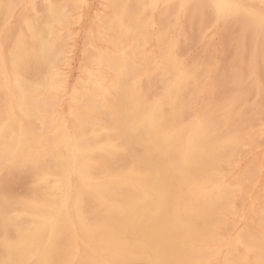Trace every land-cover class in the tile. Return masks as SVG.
Wrapping results in <instances>:
<instances>
[{
    "label": "bare ground",
    "instance_id": "obj_1",
    "mask_svg": "<svg viewBox=\"0 0 264 264\" xmlns=\"http://www.w3.org/2000/svg\"><path fill=\"white\" fill-rule=\"evenodd\" d=\"M55 1H42L45 3L42 11L38 13L33 9L32 17L25 20L23 29L20 27L22 32L20 31L16 45L14 42L13 49L10 47L12 52L7 57V67L11 68V72L7 73L0 64V102L7 106L4 110L0 109V165L8 163L13 168L29 173V176L31 174V182L34 183L32 190L22 200H14V203L12 200L11 207L7 205L9 209L5 208L7 210L4 213L5 230L0 240V264H22L32 260V255V264H264V126L249 127L252 123L250 118L249 123L238 122L242 120V116L238 114L236 119H231L233 110L229 109L231 114L226 112V105L225 110L223 109L225 112H210L201 120L202 123L191 122L189 127H184L181 124L183 118H179L182 114H179L185 89L195 82V74H192L193 70L187 71L189 67L184 68V65V69L180 71L181 66L177 63L179 56L176 58V54H173L176 45L172 47L171 41L166 40L165 33L157 35V51L153 46L149 51L154 52L151 60L154 64L157 63L159 73L173 76L178 74L176 86H173L172 92L159 104L163 105L162 110L167 107L171 115L166 116L161 109L143 106L144 101L141 104L138 92L142 88L137 86L136 81L139 79L136 78L148 69L145 67L150 64L148 58H151L144 54L145 51L143 53V48L149 44V37L145 33L146 17L144 18V14L148 12L143 14V8L149 3L161 0L75 2L76 10L88 3L102 7L106 13L101 17L92 14L96 16L94 27L85 35L86 50L90 54L89 62L83 64V59L80 60L77 65L79 71L75 70V79L64 82L68 78H65L64 73L72 59L69 57L71 52L66 50L69 37L65 32L73 19L70 14L73 11L67 9L66 1L63 0L66 4L62 0ZM258 1L264 9V0ZM17 2L18 0H0V26L14 18L12 16ZM70 2L72 3L71 0ZM209 2L212 5L238 6L232 0ZM239 8H224L222 12L224 14L232 11L237 16L243 11ZM84 17H88V14ZM248 18L251 17H247L245 21ZM252 19V26L264 30V15L259 14ZM244 26L246 25L243 22V28ZM155 28L158 30V26ZM185 39L186 37L184 41ZM257 46L260 48V45ZM262 46L264 45L261 43ZM231 67L230 69L233 68ZM254 71L256 72L255 69ZM68 74L71 75V72ZM242 75H239L240 78ZM33 76H38V80L32 81ZM149 77L150 75L148 80ZM241 84L243 87V82ZM166 85L168 86L164 82V86ZM197 88L195 90H199ZM188 95L186 96L190 98ZM233 99L228 104L229 107L244 103V98L243 101L240 98ZM150 103L154 105L153 102H149V105ZM223 106L221 107L224 108ZM246 110L248 109L243 111ZM103 118H109L106 125L110 124V132L104 126ZM186 118L187 116L184 119ZM179 126L181 128L178 132ZM247 147L249 150H244ZM260 147L261 150H258ZM255 150L257 153L254 157L251 156V161L248 160L251 157L244 158ZM107 171L112 173L107 181H102L99 176ZM172 174L176 179L169 181ZM230 180L237 182L236 189L229 183ZM104 192L110 196L109 199H102L96 206L90 204L92 206L88 209L90 199ZM113 200L115 203H111ZM97 208L108 218L103 219L101 216L102 219L99 217L101 220H97L99 218L94 217ZM250 231H254L256 235H250Z\"/></svg>",
    "mask_w": 264,
    "mask_h": 264
},
{
    "label": "rangeland",
    "instance_id": "obj_2",
    "mask_svg": "<svg viewBox=\"0 0 264 264\" xmlns=\"http://www.w3.org/2000/svg\"><path fill=\"white\" fill-rule=\"evenodd\" d=\"M37 1V2H36ZM42 1H44L45 2V0H18V4H17V6H16V11H14V13H17L18 15H14V13H13V16L12 17H14V18H11L9 21H10V23H9V21L8 22H6V23H4V24H1L2 26H0V36H1V38H0V64L1 65H3L4 66V70L7 72V73H10L11 72V68L8 66L7 67V65H9V58H7L8 56H10V54H11V52H12V50L11 49H13V47L16 45V42H17V40H18V38H19V35H20V33L22 32V29H23V26H24V22H25V20H27L28 19V17H29V19L32 17L31 15L33 14L32 13V11H33V9H35V11H37L38 13L39 12H41L42 11V9H43V5L45 4H43V2ZM47 1V0H46ZM51 2H54L55 0H50ZM61 0H56L55 2H60ZM64 1H66L68 4L66 5L67 6V9L68 8H70V10L69 11H73V13L72 12H70V14L71 15H73L72 16V21H71V24H70V26H68L67 28H66V32H65V34H67L66 36H68L69 38H68V48L66 49V50H69L71 53H72V55H71V53H70V55H69V57H70V59L72 60V62H71V60L69 61V68L65 71V73H67V75L64 73V76H65V78L66 77H68V78H66L65 80H64V82L65 81H69V82H71L72 80H74L75 79V77H76V74H77V72L79 71V66H77V65H79L80 64V60H82L83 61V64H86L87 62H89V57H90V54H89V52L86 50L87 49V47H86V40H85V38H86V36L88 35V33L90 32V30L94 27V20H95V17L96 16H93V15H96V14H98V16H100L101 17V15L102 14H105L106 13V11L102 8V7H97V6H95V5H91V4H86V3H84L80 8H78L77 10L75 9V7H76V4L77 3H80L82 0H71L72 1V3L70 2V0H64ZM63 0H62V2L64 3V4H66L65 2H64ZM233 2H235V3H237V5L241 8H239L240 9V11H242L241 12V14H237V16L232 12V11H228V12H230V13H228V12H224V14L225 15H227V16H225L224 14L223 15H221V16H217V10L214 8V7H212V4L209 2V0H161V1H159V2H154V3H149V4H147V5H145V7L143 8V14L144 13H146V12H148V13H146V14H144V18H145V22H146V31H145V33H146V35H147V37H149V44L147 45V46H145L144 48H143V53H144V51H145V55L147 56V57H151V58H148L149 60H150V64L148 63V65L145 67V69L148 67V69H146V70H144V72L143 73H141V75H139V77H137L136 78V80H138V81H136V84H137V86L139 87V89H141L138 93H140V94H138L139 95V99H141L142 101H140L141 102V104H142V102L144 101L145 103L144 104H142L143 106H151V107H154V109H157V110H160L162 107H163V105L161 106V105H159L160 103H161V100L163 99H165V97H167L171 92H172V90L174 89V87L176 86V82H178L177 80H178V74H177V76H173L172 74H161V73H159L160 71H159V68H158V66H157V63H153V58H152V56H153V53L154 52H150L149 51V48L151 47V46H153L154 47V50L155 51H157L156 50V48H157V43L156 42H158L157 41V38H158V36L159 35H161V34H163V33H165L166 35H165V37L167 38L166 40L169 42V41H171V45H172V47H174L175 45V48H173V54L175 55L176 54V58H177V63H179L180 64V66H181V69H180V71L182 70V69H184V68H186V67H189V68H187L186 70L187 71H189V72H192V70H193V72H192V74H195V75H193V76H195V78L193 77V81H195V82H193L192 83V86H190V87H188L187 89H185L186 91H185V93H184V98H183V105H182V107H181V111H180V114L179 115H184V116H180L179 118L182 120V118H183V120H182V125L184 126V127H189L190 125H191V122H192V124H196V123H202V121L204 120V118H205V116L208 114V113H213V112H218V111H220V110H222L223 112H228V113H230V111H232L230 114V116H231V119H236V117H237V114L238 115H240V116H242V120H239L238 122H247L248 121V123H249V120L251 119H253L252 121L250 120V122H252V123H250V125L251 126H249V127H253V128H255V127H257V126H259V127H263L264 126V90H263V88H264V61H261V60H264V46H262L261 47V43H262V45H264V30L262 29V28H260V27H258V29H257V26H252V24L250 23V21L252 20L253 21V19L252 18H254V16H256V15H264V9H263V5L261 4V3H259V1L258 0H250V1H248V0H232ZM248 3H247V2ZM251 1H252V3H251ZM73 2H74V4H73ZM75 2H76V4H75ZM176 2V3H175ZM250 2V3H249ZM24 3V4H23ZM29 4V5H27V4ZM248 5H247V4ZM21 4H22V6H21ZM26 4V5H25ZM39 4H41V5H39ZM69 4H72V5H69ZM249 4H251V5H249ZM254 4H255V6H254ZM33 5H35L36 6V8H37V10H36V8H35V6H33ZM89 5V6H88ZM159 5V6H158ZM261 7H259V6ZM21 6V8H19ZM24 6V7H23ZM40 6V7H39ZM174 6V7H173ZM251 6H252V8H251ZM257 6V7H256ZM26 7V8H25ZM30 7V8H29ZM42 7V8H41ZM72 7L74 8V9H72ZM84 7V8H83ZM88 7H90L89 9H88ZM92 7V8H91ZM159 7V8H158ZM172 7V8H171ZM189 7V8H188ZM199 7V8H198ZM249 7V8H248ZM258 8V9H256V8ZM19 8V9H18ZM31 9V11L29 10V9ZM83 8V9H82ZM100 8V9H99ZM156 8H157V10H156ZM169 8H170V10H172V11H170L169 10ZM247 10H245V9ZM21 9V10H20ZM87 11H86V10ZM162 9V10H161ZM248 9H250V10H248ZM262 9V10H261ZM17 10H18V12H17ZM23 10V12H19V11H22ZM82 10V11H81ZM91 10V11H90ZM95 10V11H94ZM146 10V11H145ZM189 10V11H188ZM253 10V11H252ZM27 11V12H26ZM209 11V12H208ZM26 14H25V13ZM188 12H189V14H188ZM248 13V14H246V13ZM250 12H252V13H250ZM85 13H86V15H85ZM91 13V14H90ZM161 13V14H160ZM172 13V14H171ZM207 13V14H206ZM232 13V14H231ZM253 13H254V15H253ZM262 13V14H261ZM21 14V15H20ZM30 14V15H29ZM87 14H88V17H84V16H87ZM93 14V15H92ZM156 14V15H155ZM20 15V16H19ZM26 17H25V16ZM75 15V16H74ZM82 15V16H81ZM146 15V16H145ZM164 15V16H163ZM188 15V16H187ZM209 15V16H208ZM229 15V16H228ZM24 16V17H23ZM91 16V17H90ZM240 16H242V17H240ZM245 18H244V17ZM17 17H18V19H17ZM90 17V18H89ZM148 17V18H147ZM163 18V19H159V18ZM167 17V18H166ZM185 17V18H184ZM188 17V18H187ZM198 17V18H197ZM212 17V19H210ZM224 17V18H223ZM227 17V18H226ZM247 17H251V18H248L246 21H248V22H246L245 21V19L247 18ZM25 18V19H24ZM86 18V19H85ZM88 18V19H87ZM196 18V19H195ZM205 18V19H204ZM239 18V19H238ZM20 19H22V20H20ZM75 19V20H74ZM186 19V20H185ZM221 19V20H220ZM226 19V20H225ZM233 19V20H232ZM90 20V21H89ZM92 20V21H91ZM157 20V21H156ZM164 20V21H163ZM173 20V21H172ZM194 20V21H193ZM204 20V21H203ZM209 20H210V22H209ZM15 21V22H14ZM16 21H20V23H18V22H16ZM73 21H75L74 23H72ZM89 21V22H88ZM150 21V22H149ZM162 21V22H161ZM182 23H181V22ZM183 21H185V23H183ZM193 21V22H192ZM208 21V22H207ZM222 21H223V23H222ZM23 22V23H22ZM84 22V23H83ZM91 22V23H90ZM158 22H160V23H158ZM172 22V24H170ZM191 22H192V24H191ZM197 22V23H196ZM217 24H216V23ZM229 22V23H228ZM243 22H244V25H246V26H244L245 28L247 27V24H248V27H247V29H246V32H245V28H243ZM83 23V24H82ZM156 23H157V26H158V30H157V28H155V27H157L156 26ZM174 23H175V26H174ZM187 23V24H186ZM233 24V25H231V24ZM16 24V25H15ZM78 24H80V25H78ZM163 24V25H162ZM202 24H204V25H202ZM218 24H219V26H218ZM220 24H222V25H220ZM7 25V26H6ZM9 25H11V27H12V29H10L9 27ZM12 25H14V26H12ZM21 25V26H20ZM23 25V26H22ZM76 25V26H75ZM149 25V26H148ZM196 25H198V26H196ZM208 25V26H207ZM230 25V26H229ZM5 26V27H4ZM85 26V27H84ZM185 26V27H184ZM190 26V27H189ZM202 26V27H201ZM206 26V27H205ZM224 26L226 27V28H224ZM250 26V27H249ZM5 28V30H9L8 32L7 31H5V30H3L4 28ZM13 27H14V29H13ZM17 27H18V30H16L17 29ZM22 29H21V28ZM163 27V28H162ZM181 27V28H180ZM199 29H198V28ZM239 27V29H237ZM16 28V29H15ZM171 28V29H170ZM259 28H260V31H258L259 30ZM21 29V30H20ZM69 29V30H68ZM78 29H79V31H78ZM155 29V30H154ZM160 29H162V30H160ZM165 29L167 30L166 32H165ZM213 29V30H212ZM222 29V30H221ZM243 29H244V32H242L243 31ZM256 29V30H255ZM69 32H68V31ZM72 30V31H71ZM148 30V31H147ZM150 30V31H149ZM171 31V32H169V31ZM191 30V31H190ZM216 30V31H215ZM224 30H226L225 31V33H224ZM229 30H231V31H229ZM238 30V32H236ZM6 33H11V35L9 34H6ZM21 31V32H20ZM78 33H77V32ZM183 31H184V33H183ZM188 31V32H187ZM197 31V32H196ZM201 31V32H200ZM223 31V32H222ZM250 33H249V32ZM17 32H18V34H17ZM156 34H155V33ZM160 32V33H159ZM169 32V33H168ZM176 32V34H174ZM191 32H192V36H190L191 35ZM231 34H230V33ZM254 32V33H253ZM2 33V34H1ZM73 33V34H72ZM75 33V34H74ZM212 33H214V34H216L215 36H214V34H212ZM229 33V34H228ZM233 33V34H232ZM247 33V34H246ZM16 34V35H15ZM76 34H78V35H76ZM84 34V35H83ZM148 34H149V36H148ZM153 34V35H152ZM155 34V35H154ZM184 34V35H183ZM223 34H225V35H223ZM259 34V35H258ZM4 35H6L5 37H3ZM13 35V36H12ZM76 35V36H75ZM86 35V36H85ZM158 35V36H157ZM178 35H180V36H178ZM189 35V36H188ZM199 35V36H198ZM206 35V36H205ZM222 35V36H221ZM230 35V36H229ZM244 36V38H245V36H246V38L245 39H243V36ZM263 35V36H262ZM17 36V37H16ZM78 36V37H77ZM154 36V37H153ZM184 36V37H183ZM194 36V37H193ZM216 36H217V38H216ZM234 36V37H233ZM237 36V37H236ZM239 36V37H238ZM16 37V38H15ZM75 37H77L76 38V40H75ZM183 37V38H182ZM186 37V39H185V41H184V38ZM187 37H189V38H187ZM192 37V38H191ZM216 38V40H215V38ZM222 37V38H221ZM225 37H226V39H225ZM232 37V38H231ZM254 37V38H253ZM10 38V39H9ZM14 38V39H13ZM72 38V39H71ZM150 38H151V40H150ZM155 38V39H154ZM168 38H169V40H168ZM203 38H204V40H203ZM220 38V39H219ZM230 38V39H229ZM237 38V39H236ZM254 39V41L256 40V39H259L258 41L256 40L255 42L256 43H253L254 41H253V39ZM81 39V40H80ZM82 39H83V41H82ZM183 39V40H182ZM190 39V40H189ZM195 39V40H194ZM199 39V40H198ZM224 39V40H223ZM229 39V40H228ZM243 39V40H242ZM249 39V40H248ZM263 41H262V40ZM10 40V41H9ZM72 40V41H71ZM175 40V41H174ZM182 40V41H181ZM186 40H187V42H186ZM192 40H193V42H195V43H193L192 42ZM197 40V41H196ZM9 41V42H8ZM153 41V42H152ZM156 41V42H155ZM178 41V42H177ZM190 41V42H189ZM217 41V42H216ZM231 41V42H230ZM253 41V42H252ZM7 42V43H6ZM14 42H15V45H14ZM66 42V41H65ZM81 42V43H80ZM83 42H85L84 44H83ZM155 42V43H154ZM181 42H182V44H181ZM201 42H202V44H201ZM218 42H219V44H218ZM238 42V43H237ZM241 42H242V45H241ZM245 43V45H244V43ZM248 42V43H247ZM258 42V43H257ZM10 43V44H9ZM66 43V44H67ZM176 43H178V44H176ZM184 43V44H183ZM198 43V45H196ZM206 43V44H205ZM211 43V44H210ZM215 45H213V44ZM5 44V45H4ZM74 44H75V46H74ZM81 44H83L82 46H81ZM152 44V45H151ZM204 44V45H203ZM210 44V45H209ZM254 44V45H253ZM12 45V46H11ZM71 45H72V47H71ZM85 45V46H84ZM177 45H178V47H177ZM184 45V46H183ZM193 45V46H192ZM203 47H202V46ZM217 45V46H216ZM227 45H228V47H227ZM230 45H231V47H230ZM240 45L242 46V48L240 47ZM257 45H260V48L257 46ZM84 46V47H83ZM188 46H191V47H188ZM197 46H200V48H201V50H199L198 51V49H200L199 47H197ZM237 46V47H236ZM9 47V48H8ZM10 47H11V49H10ZM74 47V48H73ZM77 47V48H76ZM177 47V48H176ZM182 47V49L180 50V48ZM192 47H193V49L194 50H192ZM249 47V48H248ZM253 47H254V49H253ZM256 47V48H255ZM5 48V49H4ZM82 48H83V50H82ZM187 48V49H186ZM218 48V49H217ZM237 48H239V49H237ZM248 48V49H247ZM251 48V49H250ZM261 48H263L262 50V53H261V55H260V49ZM195 49H197V50H195ZM203 49V50H202ZM208 49H210V51L208 50ZM223 49V50H222ZM230 49V50H229ZM257 51H256V50ZM7 50V51H6ZM78 50V51H77ZM175 50V51H174ZM217 50V51H216ZM243 50V51H242ZM252 50V51H251ZM253 50H255V51H253ZM2 51V52H1ZM87 51V52H86ZM191 51V52H190ZM224 51V52H223ZM236 51V52H235ZM240 51V52H239ZM248 51V52H247ZM259 51V53H254V52H258ZM7 52V53H6ZM149 53V54H147V53ZM177 52H178V54H177ZM185 52V53H184ZM205 52V53H204ZM207 52V53H206ZM209 52H214V54L212 53H210L209 54ZM238 52V53H237ZM241 52H243V54L241 53ZM244 52H246V53H244ZM250 52H251V54H250ZM80 55H79V54ZM191 53H193V54H191ZM229 53H234L233 55L232 54H229ZM253 53H254V55H253ZM4 54V55H3ZM85 54L87 55V56H85ZM189 54H191V55H189ZM200 54V55H199ZM208 54H209V58H208ZM217 54V55H216ZM223 54V55H222ZM74 55H76V56H74ZM79 57H78V56ZM188 55V56H187ZM198 55V56H197ZM205 55V56H204ZM211 55H213L212 57H210ZM243 55V56H242ZM250 55V56H249ZM258 57H257V56ZM263 55V57H261ZM181 56H183V57H181ZM186 56V57H185ZM204 56V57H203ZM223 56V57H222ZM227 56V57H226ZM254 56V57H253ZM4 57V58H3ZM85 57V58H84ZM206 57H207V59H206ZM218 57V58H217ZM219 57H220V59H219ZM245 57V58H244ZM257 57V58H256ZM1 58H2V60H1ZM76 58V59H75ZM81 58V59H80ZM86 58H88V59H86ZM187 58V59H186ZM203 58V59H202ZM210 58H212L211 59V61L209 60ZM236 58H237V62H236ZM5 59V60H4ZM152 59V60H151ZM194 59H195V61H194ZM200 59V60H199ZM254 59V60H253ZM255 59H256V62H255ZM258 59V60H257ZM85 60V61H84ZM87 60V61H86ZM148 60V61H149ZM199 60V61H198ZM204 62H203V61ZM213 60V61H212ZM231 62H230V61ZM82 61H81V63H82ZM183 61V62H182ZM194 61V62H193ZM197 61V62H196ZM223 61V62H222ZM235 61V62H234ZM253 61V62H252ZM71 62V63H70ZM77 62V63H76ZM86 62V63H85ZM182 62V63H181ZM184 62H185V64H184ZM196 62V63H195ZM202 62V63H201ZM211 62V63H210ZM255 62V64H253ZM262 62V63H261ZM74 63V64H73ZM208 63H210V64H208ZM213 63V64H212ZM232 63V64H231ZM237 63V64H236ZM75 64H76V66H75ZM152 64H154V65H152ZM188 64H189V66H188ZM191 64V65H190ZM194 64V65H193ZM203 64V65H202ZM205 64V65H204ZM208 64V66H206ZM217 64V65H216ZM229 64H230V66H229ZM241 64V65H240ZM242 64H243V67H242ZM245 64V65H244ZM259 65L258 67H256L257 65ZM261 64H262V66H261ZM152 65V66H151ZM184 65V68L182 67ZM200 65V66H199ZM211 65V66H210ZM219 65V66H218ZM227 65L229 66V67H227ZM233 65V66H232ZM253 65V66H252ZM150 66V67H149ZM191 66H193V67H191ZM199 68H198V67ZM206 66V67H205ZM210 66V67H209ZM216 66V67H215ZM233 68H232V67ZM157 67V68H156ZM202 67V68H201ZM230 67L232 68V69H230ZM238 67V68H237ZM72 68V69H71ZM78 68V69H77ZM192 68V69H191ZM195 68V69H194ZM211 68V69H210ZM234 68H235V70H234ZM237 68V69H236ZM243 68V69H242ZM263 68V70L261 71V69ZM70 69V70H69ZM156 69V70H155ZM197 69V70H196ZM199 69V70H198ZM208 69V70H207ZM222 69V70H221ZM230 69V70H229ZM246 69V70H245ZM248 69V70H247ZM251 71H250V70ZM254 69L256 70V72L254 71ZM74 70V71H73ZM77 72H76V71ZM203 70H205V71H207V72H205V71H203ZM212 70H214V71H212ZM229 72H228V71ZM242 70V71H241ZM155 71H157L158 72V74H157V72H155ZM198 71H200V72H198ZM216 71V72H215ZM223 71H224V73H223ZM239 72V73H237V72ZM71 72V75L70 74H68V73H70ZM196 72V73H195ZM212 72H213V75H212ZM220 72H222V74L220 73ZM252 72V73H251ZM197 73H198V75H197ZM203 73H204V75H203ZM207 73V74H206ZM216 73V74H215ZM249 73V74H248ZM251 73V74H250ZM254 73V74H253ZM257 73V74H256ZM73 74V75H72ZM146 74V75H145ZM201 76H200V75ZM216 76H215V75ZM223 74H224V76H225V78H224V76H223ZM229 74V75H228ZM237 74V75H236ZM243 74V75H242ZM246 74V75H245ZM255 74H256V76H255ZM70 77H69V76ZM150 75V77H149V80L147 79L148 78V76ZM154 75V76H153ZM163 77V79H162V77ZM164 75H165V77H164ZM171 77H170V76ZM212 75V76H211ZM227 75V76H226ZM231 75H233V76H231ZM239 75H242V78H240L241 76H239ZM258 75V76H257ZM73 76V77H72ZM153 76V77H152ZM159 76V77H158ZM221 76V77H220ZM230 76V77H229ZM235 76V77H234ZM252 76H253V78L255 79V81H254V79L252 78ZM37 77V78H36ZM144 77V78H143ZM173 77V78H172ZM198 77V78H197ZM199 77H202V78H199ZM205 77H206V79H205ZM214 77V78H213ZM226 77H228V78H226ZM237 77V78H236ZM246 77V78H245ZM72 78V79H71ZM142 78H143V81H142ZM156 78V79H155ZM170 78V79H169ZM217 79L216 81L215 80H213V79ZM230 78V79H229ZM239 78V79H238ZM259 78V80H257V79ZM69 79V80H68ZM140 79H141V81H140ZM169 79V80H168ZM172 79V80H171ZM196 79V80H195ZM198 79V80H197ZM201 81H200V80ZM203 79V80H202ZM209 79H211V80H209ZM220 79H221V81H222V85H221V81H220ZM230 80V82H229V80ZM237 80V83H236V80ZM244 79V80H243ZM251 79V80H250ZM38 80V76H33L32 77V81H37ZM175 80V81H174ZM208 80V81H207ZM220 82H219V81ZM234 80V81H233ZM253 80V81H252ZM145 81H146V83H145ZM160 81V82H159ZM168 81V82H167ZM200 81V82H199ZM202 81H203V83H202ZM239 81H240V83H239ZM247 81H250V82H248L247 83ZM258 81V82H257ZM150 82V83H149ZM164 82L166 83V84H168V86L166 85V86H164ZM208 82V83H207ZM210 82V83H209ZM233 82H234V84H233ZM243 82V85L245 86L246 84L248 85H246L245 87L243 86V87H241L242 86V83ZM246 82V83H245ZM257 84H256V83ZM149 85H148V84ZM161 83V84H160ZM195 83V84H194ZM197 83V84H196ZM215 85H214V84ZM226 83H228L227 85H226ZM230 83V84H229ZM261 85H259V84ZM139 84V85H138ZM140 84H141V86H140ZM152 84V85H151ZM157 84V85H156ZM198 84H200L199 85V87H198ZM207 86H206V85ZM209 84H211V85H209ZM217 84H219V85H217ZM255 84L257 85V86H255ZM154 85V86H153ZM171 85V87H169ZM195 85V86H194ZM196 85H197V87H196ZM202 85H204V86H202ZM234 87H233V86ZM254 85V86H253ZM149 86V87H148ZM153 86V87H152ZM162 88H161V87ZM174 86V87H173ZM225 86V87H224ZM148 87V88H147ZM165 87V88H164ZM203 87H204V89H203ZM210 87V88H209ZM222 87V88H221ZM242 89V91H241V89ZM249 87V88H248ZM251 87L253 88L252 90H251ZM254 87H257V89L256 88H254ZM149 88H150V91H151V93H149L150 91H149ZM199 89V90H195V89ZM229 90H232V91H229ZM231 88V89H230ZM235 88H237V89H235ZM262 88V89H261ZM155 89V90H154ZM158 89H160V90H158ZM163 91H162V90ZM205 90V92L203 91V90ZM208 89V90H207ZM226 89V90H225ZM239 89V90H238ZM262 91H261V90ZM195 90V91H194ZM218 90H220V91H218ZM236 90H238V92H240V94L236 91ZM251 90V91H250ZM256 90V91H255ZM258 90H260L261 91V93H263V95H261V93H260V91H258ZM145 91V92H144ZM149 91V92H148ZM159 91H161V92H159ZM167 91H168V94H167ZM188 91V92H187ZM193 91V92H192ZM210 91V92H209ZM214 91V92H213ZM228 91V93H226ZM236 91V92H235ZM245 91V92H244ZM246 91H248V92H246ZM258 91V92H257ZM144 92V93H143ZM190 92H192V93H190ZM202 92V93H201ZM207 92V93H206ZM241 92H243V93H241ZM161 93H163V95L161 96ZM187 93V94H186ZM196 93H198V94H196ZM217 95H216V94ZM220 93H222V95H219ZM245 93V94H244ZM255 95H254V94ZM141 94H142V96H141ZM146 96H145V95ZM188 94H190V95H188ZM211 96H210V95ZM213 94V95H212ZM223 94H224V96H223ZM234 94H236V95H234ZM238 94V95H237ZM248 94V95H247ZM144 95V96H143ZM154 96V99L152 100V98H153V96ZM155 95H156V97H155ZM158 95L160 96V97H158ZM186 95H188V96H190V98L189 97H187ZM193 95H194V98H193ZM203 95V96H202ZM206 95V96H205ZM215 95V96H214ZM142 98H141V97ZM192 96V97H191ZM196 96H198V97H196ZM200 96H201V98H200ZM226 96V98L224 99V97ZM236 96V97H235ZM244 96V97H243ZM248 96V97H247ZM249 96H251V97H249ZM252 96L254 97V98H252ZM145 97V98H144ZM164 97V98H163ZM222 97V98H221ZM237 97H239L240 99H242V101H243V98H244V103L240 106V104H237V105H235L236 106V109H235V106H233V107H229V103H230V101L232 100V98H236V99H239V98H237ZM247 97V98H246ZM256 97V98H255ZM144 98V99H143ZM186 98H187V100H186ZM213 98V99H212ZM219 98V99H218ZM184 99H185V101H184ZM190 99V100H189ZM197 99H199L198 101H197ZM201 99V100H200ZM211 99V100H210ZM233 99V100H234ZM260 99V100H259ZM150 100V101H149ZM152 100V101H151ZM162 100V101H163ZM194 100H195V103H194ZM220 100V101H219ZM222 100V101H221ZM192 101H193V104H192ZM196 101H197V103H196ZM199 101H202V102H199ZM205 102V104H204V102ZM216 101V102H215ZM217 101L219 102L218 104H217ZM229 101V102H228ZM246 101V102H245ZM149 102H153V104L154 105H151L152 103H150V105H149ZM185 102V103H184ZM211 104H210V103ZM212 102H213V104H212ZM228 102V103H227ZM257 102L259 103V104H257ZM201 103H203V104H201ZM221 103V104H220ZM227 103V104H226ZM252 103H254V104H252ZM192 104V105H191ZM195 104V105H194ZM209 104V105H208ZM216 104V105H215ZM225 104V105H224ZM257 106H256V105ZM194 105V106H193ZM200 105V106H199ZM204 106V107H202V106ZM215 105V106H214ZM218 105V106H217ZM220 105V106H219ZM224 105V106H223ZM228 106V108H227V106ZM247 105V106H246ZM209 106V107H208ZM215 108H214V107ZM217 106V107H216ZM221 106H223L224 108H222ZM225 106H226V110H225ZM249 106V107H248ZM252 106H254V107H252ZM7 106L5 105L4 106V103H2V102H0V109L1 110H4L5 108H6ZM186 107V108H185ZM189 107V108H188ZM196 107H198V109L196 108ZM200 107V108H199ZM207 107V108H206ZM240 108V110L238 109V108ZM245 107H247V108H245ZM256 107H259V109H261V110H259L258 108H256ZM184 108V109H183ZM189 109V111H188V109ZM210 108L212 109V111H210ZM220 108V109H219ZM244 108V109H243ZM252 108V109H251ZM186 109V110H185ZM225 111H224V110ZM229 109H230V111H229ZM237 109H238V111H237ZM245 109H248V110H246V111H243V110H245ZM255 109V110H254ZM207 110H208V112H207ZM258 110L260 111V112H258ZM161 111H163V114H165L166 116H170L171 115V113L169 112V109L167 108V107H164V109L162 110L161 109ZM193 111H194V113H193ZM197 111V112H196ZM222 111H220L219 113H221ZM237 113H236V112ZM250 111H252V112H250ZM256 111H257V113H258V115H257V113H256ZM189 112V113H188ZM192 112V113H191ZM199 112V113H198ZM205 113L204 115H203V113ZM222 112V113H223ZM263 112V113H262ZM166 113H168V114H166ZM184 113V114H183ZM197 113V114H196ZM200 113H202V115H200ZM234 113V114H233ZM245 113V114H244ZM254 113V114H253ZM250 114V115H249ZM190 115V116H189ZM252 115H257V116H252ZM261 115V116H260ZM185 116H187V118L186 119H184L185 118ZM199 116V117H198ZM234 116V117H233ZM247 116V117H246ZM250 116V117H249ZM188 117H191V118H188ZM196 117V118H195ZM233 117V118H232ZM200 118V119H199ZM250 118V119H249ZM262 118V119H261ZM104 119V122L102 121ZM101 121L103 122V124H104V126L108 129V132H110L111 130V128H110V124H107L106 125V123H108L109 122V118L107 119V118H103ZM244 119V120H243ZM254 119H256V120H254ZM188 120V121H187ZM202 120V121H201ZM258 120V121H257ZM259 121H260V123H259ZM257 123V124H256ZM259 124V125H258ZM257 125V126H256ZM255 126V127H254ZM24 127H27V124H24ZM181 128V126H179V128H178V132L180 131L179 129ZM262 130L264 131V127L262 128ZM244 150H249V147H247V148H245ZM258 150H261V147L258 149ZM255 153H257V150H255L254 152H252V153H249V154H247V155H245L244 156V158H250L251 156L252 157H254V154ZM252 157L250 158V159H248L249 161H251V159H252ZM127 159V158H126ZM128 160H130V159H128ZM13 172V174H11ZM112 173V171H107V173H104V174H101L100 176H99V178H101L102 179V181H107V179H108V177H109V175ZM23 176H22V175ZM24 174H25V177H24ZM27 174H28V176H27ZM10 175H12V176H10ZM19 175H21V176H19ZM173 175V176H172ZM169 178V181H173V179L175 180L176 179V177L174 176V174H172ZM15 177V178H14ZM30 177V178H29ZM19 178V179H18ZM26 178H29V179H26ZM21 179V180H20ZM24 180V181H23ZM18 181V182H17ZM31 181H33V180H31V174H30V176H29V173H27V172H24V171H20L18 168H13V166H11V165H9L8 163H1V165H0V188L2 189H0L1 190V192H0V240L2 239V237H3V233H4V230H5V226H4V213L6 212V210L7 209H5V208H8V206H9V208L11 207L10 205H12V200H13V203L15 202L14 200H16V201H18V200H22L23 198H24V195H27L31 190H32V187H33V185H34V183L33 182H31ZM233 181H234V183H233ZM29 182V183H28ZM9 183V184H8ZM24 183H26V184H24ZM229 183L231 184V185H233V187H235V183H237L235 180H230L229 181ZM29 184V185H28ZM3 185V186H2ZM13 185V186H12ZM18 186V187H17ZM24 186V187H23ZM3 187V188H2ZM26 187H28V188H26ZM12 188V189H11ZM20 188V189H19ZM23 188V189H22ZM28 189V190H27ZM235 189H236V187H235ZM9 190V191H8ZM21 190V191H20ZM22 190H23V192H22ZM17 191V192H16ZM24 191H26V192H24ZM28 191V192H27ZM10 193V194H9ZM18 193V195H16ZM23 193H26V194H23ZM23 194V195H22ZM107 193L106 192H104V193H100L99 194V196H95L94 198H92V199H90V203L89 204H87V208L89 207V206H96V205H98V203L103 199V200H108L109 199V195H106ZM21 196V197H20ZM11 201V202H10ZM93 201V202H92ZM8 202H10V204L8 203ZM92 202V203H91ZM111 203H115V200H113ZM90 204H92V205H90ZM8 205V206H7ZM8 208V209H9ZM86 208V209H87ZM85 209V211H87ZM89 209V208H88ZM98 213V214H97ZM104 215V216H103ZM101 216H102V218L103 219H107L108 218V216L107 215H105V214H103V212H102V210L101 209H98L97 208V211H96V213H95V215H94V217H96V218H101ZM107 216V217H106ZM97 219V220H101V219ZM229 218H230V216H229ZM96 220V221H97ZM97 224V223H96ZM1 227H3V228H1ZM249 234L250 235H256L255 234V232L254 231H250L249 232ZM17 252H18V250H17ZM19 253V252H18ZM19 255L17 254V256L16 257H18ZM32 260L30 259L28 262H24V263H22V264H32L33 262H34V256L32 255Z\"/></svg>",
    "mask_w": 264,
    "mask_h": 264
},
{
    "label": "snow or ice",
    "instance_id": "obj_3",
    "mask_svg": "<svg viewBox=\"0 0 264 264\" xmlns=\"http://www.w3.org/2000/svg\"><path fill=\"white\" fill-rule=\"evenodd\" d=\"M217 10V16L223 15L222 9L224 8H232V7H238L236 5H221V4H214L212 5Z\"/></svg>",
    "mask_w": 264,
    "mask_h": 264
}]
</instances>
